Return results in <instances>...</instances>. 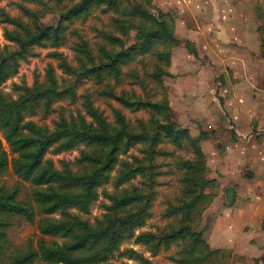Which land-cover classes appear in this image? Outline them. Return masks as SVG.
Here are the masks:
<instances>
[{"label": "rangeland", "instance_id": "rangeland-1", "mask_svg": "<svg viewBox=\"0 0 264 264\" xmlns=\"http://www.w3.org/2000/svg\"><path fill=\"white\" fill-rule=\"evenodd\" d=\"M77 1L0 0V10L19 21V24L3 22L0 15L1 54L5 51L19 50L21 47L20 42L9 39L6 32L22 40L27 37V32H34L37 28L58 24L64 26L57 45H52L51 41L46 39L26 45L24 52L16 57L15 71L10 72L8 78L2 82L0 91L9 99L16 100L23 93V88H39L45 83L46 69L51 64L59 87L74 86L77 97L75 100L65 97L54 101L47 114L42 105L34 115L27 116L28 118L53 127L54 121L60 116L69 119L78 112L84 114L83 104L88 97L93 102L94 108L100 111L111 125L116 124L114 112L117 110L130 130L147 134L148 139L145 143H134L127 152L119 156L120 159L127 160H131V156L140 158L142 161L140 163L146 166L145 172L138 173L119 186H115L113 181L116 167L110 172V180L103 182L97 188L98 196L91 203L89 212L79 213L82 218L93 224L102 219L104 214L108 213L107 205L110 204L104 190L119 193L123 189L137 186L144 195L143 202L146 208L139 209L136 204L131 208V211L142 217V222L135 225L130 235L119 242L117 248L108 256V261L112 264H264V232H253L252 226H245L244 230H239L235 226L230 229L228 217L220 213L225 206L235 207L233 205L237 204L236 207L242 209L255 199V193L250 189L254 182L245 179V172L249 170V166L239 165L241 176L237 183H234L233 175L229 172L235 166L236 154H243L241 150L250 148L251 141L256 137L250 136L251 133L237 136L231 119L227 120L228 126L220 122L223 119L227 122L225 118H228L223 106L222 77L217 72L214 81L209 85L202 79L198 81L203 82V85H197L196 89L195 98L200 102L198 103L188 95L194 93L197 84L195 76L203 73L201 69L207 61L206 55L203 57L194 55L201 62L197 67L199 70H195L196 59L193 56L189 59L190 66L186 67L187 56L176 52L174 55L176 68L172 70V46L169 47L168 44L156 40L150 47L140 48L144 30L153 24L149 17L138 13L132 14L133 5L140 4L155 16H158L159 12L174 15L170 9L159 8L155 0H121L117 9L108 8L105 4H94L69 19L59 21L60 14ZM252 1L253 4L257 2L259 5V27L264 34V0ZM23 8L29 9L32 14L26 13ZM107 34L117 39L108 40ZM132 46H136V49L119 63L118 72L114 73L103 67L96 69L99 70L96 71L97 73L84 71L85 67L91 66L94 70L100 66V63L106 62L105 51H116L121 47ZM82 47L86 50L82 51ZM190 49L188 47L189 51ZM51 52H57L58 56L50 55ZM165 53L169 56H165ZM89 55L90 58L86 57ZM64 63L74 68V71H66L61 66ZM12 67L10 63L5 70L11 71ZM184 68H189V71L184 72ZM192 86H194L193 91ZM183 92L186 99H191L190 101L180 102L179 97ZM117 97H124L135 103L145 101L161 104L163 107L155 109L147 105L127 106ZM165 105L167 107L169 105V109H166ZM205 113H215L217 119L219 118L218 122L213 124L199 122L197 116ZM159 123L185 127L191 136H197L202 131L206 134L204 140L202 139L203 142L200 141L208 167L206 177L216 182L210 183L201 190L203 196L190 208L189 215L183 213L185 209H175L189 199L184 192L182 179L186 173L180 160H194L196 155L186 139H182L179 145L173 144L166 138L149 142L155 133H162L161 128L158 127ZM229 126L232 127L229 129ZM238 137L241 139L238 140ZM0 139L4 149L9 153L1 130ZM236 141L239 143L238 146L235 145ZM52 149L47 151L44 159H50L59 169L67 164L74 170L80 166L76 161L80 150H89L83 144L59 152ZM8 157L10 159L12 154L9 153ZM242 162L243 159H240L238 164H243ZM18 181L10 165L0 174V185L12 186ZM22 186L19 197L25 198L31 185L23 182ZM123 211L120 210V216L124 215ZM232 218L235 220L234 214ZM183 226H189L191 230L200 232L208 247L195 245L191 235L181 232ZM142 231L153 232L156 238L150 241L137 240V235ZM173 232L178 233L167 242V236ZM6 233L11 247L6 249L5 253L25 249L30 240L32 245H35L40 237L36 221L31 223L20 217L14 218ZM44 239L49 240L50 237L44 236ZM127 249H133L137 255L129 253ZM193 257L197 258L195 263L188 260ZM33 264L49 263L36 260Z\"/></svg>", "mask_w": 264, "mask_h": 264}, {"label": "trees", "instance_id": "trees-1", "mask_svg": "<svg viewBox=\"0 0 264 264\" xmlns=\"http://www.w3.org/2000/svg\"><path fill=\"white\" fill-rule=\"evenodd\" d=\"M94 4H105L108 8L117 9L121 0H78L60 14L59 21L69 19ZM23 9L29 15L32 14L29 9ZM131 11L132 14L138 13L149 17L153 24L144 30V38L140 43L141 49L150 47L156 40L168 44L169 47L175 43L176 38L172 33L173 15L159 12L160 14L155 16L140 4L133 5ZM0 15L3 22L19 24L15 17L3 10H0ZM63 28L61 24L37 28L34 32H27L26 40H19L17 36L6 32L8 38L20 42L21 47L19 50L0 53V85L8 78L10 72L15 71L16 57L24 52L26 45L39 43L44 39L51 41L52 45H57ZM106 39L116 40L117 38L107 34ZM134 49L136 46L121 47L116 51L107 50L105 51L106 62L100 63V66L94 70L91 66L85 67L84 71L97 73L96 71L99 70L96 69L103 67L111 72H118L119 63L123 61V58L129 57ZM85 50L82 47V51ZM165 54L169 56L168 53ZM50 55L58 56V53L51 52ZM86 57L90 58V55ZM10 63L13 66L12 70H5ZM61 66L66 71H74V68L65 63ZM23 89V93L16 100L9 99L0 91V130L8 145L9 153L12 154L9 159V153L4 149L0 139V174L10 165L19 179L12 186L0 185V264H33L36 260L49 264H112L108 261V256L125 236L130 235L133 227L142 222V217L131 211L133 204H136L139 209L146 208L143 202L144 195L140 193L139 187L132 186L119 193L104 190L105 196L110 201L107 205L109 211L94 224L82 218L79 213L89 212L91 203L98 196L97 188L103 182L110 180V172L116 167L113 181L115 186H119L138 173L145 172L146 166L140 163L142 162L140 158L131 156L132 159L127 160L120 159L119 156L127 152L132 144L145 143L148 139L147 134L130 130L117 110L114 112L116 124L111 125L103 114L94 108L93 102L88 97L83 104L84 114L78 112L69 119L60 116L54 121L53 127L39 124L28 118L34 115L42 105L47 114L54 101L65 97L75 100L77 97L74 86L59 87L51 64L46 69L45 83L39 88L25 87ZM117 99L127 106L147 105L155 109L163 107L161 104L145 101L131 102L124 97H117ZM165 107L169 109V105ZM158 127L161 128L162 133H155L149 142L166 138L173 144L179 145L182 139H186L192 145L196 155L194 160H180L186 173L182 179L184 192L189 199L175 209H185L183 213L189 215L190 208L203 196L201 190L210 183L216 182L206 177L205 155L200 147V141L206 134L202 131L197 136H191L187 128L177 124L159 123ZM79 144L87 146L89 150H80L76 160L80 165L78 169H71L67 164L59 169L50 159H44L50 148L59 152L73 149ZM23 182L30 183L31 189L25 198H20ZM120 210H124L125 216L119 215ZM15 217L23 218L31 223L36 221L40 237L35 245H32L30 240L25 249L5 253L6 249L11 247L6 230ZM181 232L191 235L195 245L208 247L200 232L191 230L189 226H183ZM177 233L168 235L166 241L171 240ZM44 236H49L50 239L46 240ZM136 238L150 241L156 238V234L142 231ZM127 251L137 255L133 249H127ZM188 260L195 263L197 258H188Z\"/></svg>", "mask_w": 264, "mask_h": 264}, {"label": "crops", "instance_id": "crops-1", "mask_svg": "<svg viewBox=\"0 0 264 264\" xmlns=\"http://www.w3.org/2000/svg\"><path fill=\"white\" fill-rule=\"evenodd\" d=\"M155 2L159 8L170 9L174 13L172 33L176 41L171 47L172 70L176 68V52L187 56L186 67L190 66L191 56L207 57V61L202 65L203 73L194 78L197 79L195 87L192 86L194 93L188 97H193L195 101L197 85L201 86L203 82L211 84L218 72L222 77L223 106L228 115V118H224L226 121L231 119L237 136L244 133L256 136L251 141L250 148L242 149L243 154H236L235 166L229 172L233 175L234 183H237L241 176L239 165L249 166L245 179L253 180L250 189L254 191L255 199L242 209L236 207L237 204L233 205L235 207L225 206L220 213L228 217L230 229L235 226L244 230L245 226H252L253 232H264V34L259 27V5L257 2L253 4L252 0ZM194 58L195 70H199L197 67L201 63L200 59ZM183 71L188 72L189 68H184ZM201 79L203 82H198ZM179 100L186 103L191 99H186L183 92ZM197 117L202 123L213 124L219 120L215 113H205ZM220 122L228 126V121L223 119ZM231 127L229 126V129ZM239 139L241 138L238 137ZM238 144L236 141L235 145ZM202 151L205 154L203 149ZM240 159H243V164H238ZM233 214L235 220L232 218Z\"/></svg>", "mask_w": 264, "mask_h": 264}]
</instances>
